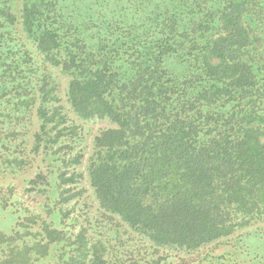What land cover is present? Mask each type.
I'll use <instances>...</instances> for the list:
<instances>
[{
	"label": "trees",
	"instance_id": "trees-1",
	"mask_svg": "<svg viewBox=\"0 0 264 264\" xmlns=\"http://www.w3.org/2000/svg\"><path fill=\"white\" fill-rule=\"evenodd\" d=\"M0 209V264L264 238V0H0Z\"/></svg>",
	"mask_w": 264,
	"mask_h": 264
},
{
	"label": "rangeland",
	"instance_id": "rangeland-1",
	"mask_svg": "<svg viewBox=\"0 0 264 264\" xmlns=\"http://www.w3.org/2000/svg\"><path fill=\"white\" fill-rule=\"evenodd\" d=\"M62 79L63 84H65L66 78L62 77ZM78 122L84 125L85 140L83 143L86 145L85 152L87 153L90 149L92 135L99 127L108 124V121H81L78 119ZM78 167L83 168V164ZM32 169L25 173L24 171H20L15 174L16 176L8 175L9 177L3 180L15 183L17 192L22 194L26 199L25 204H33L36 200V197L32 193L23 191V188L27 186L24 179L32 176ZM84 184L87 188V193L91 194V187L85 179ZM15 219L14 213L0 209V231L9 230L14 224ZM240 240L234 236L230 239L224 238L210 242L202 247V250L199 252L194 251L192 254H189L187 260L190 261V264H259L260 260H264V238L248 236Z\"/></svg>",
	"mask_w": 264,
	"mask_h": 264
}]
</instances>
